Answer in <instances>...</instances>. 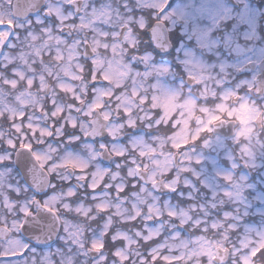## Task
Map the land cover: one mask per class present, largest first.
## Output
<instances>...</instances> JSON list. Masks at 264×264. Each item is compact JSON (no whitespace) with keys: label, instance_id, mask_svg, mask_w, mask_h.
<instances>
[{"label":"clouds","instance_id":"9594fccd","mask_svg":"<svg viewBox=\"0 0 264 264\" xmlns=\"http://www.w3.org/2000/svg\"><path fill=\"white\" fill-rule=\"evenodd\" d=\"M0 264H264V0H0Z\"/></svg>","mask_w":264,"mask_h":264}]
</instances>
